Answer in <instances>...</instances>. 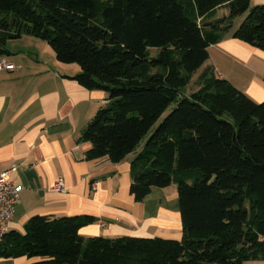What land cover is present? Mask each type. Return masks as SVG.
<instances>
[{
	"label": "trees",
	"instance_id": "1",
	"mask_svg": "<svg viewBox=\"0 0 264 264\" xmlns=\"http://www.w3.org/2000/svg\"><path fill=\"white\" fill-rule=\"evenodd\" d=\"M220 7L227 14L216 18ZM241 16L232 38L264 51V4L250 0H0V56L8 53L9 39L28 36L45 41L57 62L77 64L80 72L70 79L108 95L82 132L81 141L91 144L86 159L116 164L144 141L131 162L130 194L139 202L151 188L175 181L182 224L180 240L82 239L78 232L92 217L35 216L23 234L7 233L0 259L264 260V100L256 103L210 70L197 91L183 96L209 47ZM151 49L159 53L151 57Z\"/></svg>",
	"mask_w": 264,
	"mask_h": 264
},
{
	"label": "crops",
	"instance_id": "2",
	"mask_svg": "<svg viewBox=\"0 0 264 264\" xmlns=\"http://www.w3.org/2000/svg\"><path fill=\"white\" fill-rule=\"evenodd\" d=\"M260 4L264 0H250L251 6ZM226 14L223 7L215 13L216 18ZM243 18H236L220 41L209 47L208 60L191 77L195 91L201 86L203 72L210 70L253 101L264 100V51L232 38ZM25 41L10 50L6 42L8 53L0 56L14 67L12 71L0 70V173L15 167L10 180L22 187L8 232L23 234L25 224L35 216H89L93 221L78 232L82 239L180 240L175 181L166 188H151L139 202L134 200L129 191L131 162L143 142L116 164L105 158L87 160L91 144L81 141V135L95 113L107 104L106 94L87 90L70 79L80 72L79 66H58L51 57L48 64L46 57L36 56L31 40ZM58 180L63 184L61 192L52 190ZM33 261L20 256L0 259V264Z\"/></svg>",
	"mask_w": 264,
	"mask_h": 264
},
{
	"label": "built area",
	"instance_id": "3",
	"mask_svg": "<svg viewBox=\"0 0 264 264\" xmlns=\"http://www.w3.org/2000/svg\"><path fill=\"white\" fill-rule=\"evenodd\" d=\"M0 70L12 71L14 67L4 59H1ZM14 170L15 167L0 173V242L9 231V223L12 221L14 209L22 191L21 186L13 184L10 180V172ZM52 190L55 192L63 191L62 181L58 180L55 182Z\"/></svg>",
	"mask_w": 264,
	"mask_h": 264
},
{
	"label": "rangeland",
	"instance_id": "4",
	"mask_svg": "<svg viewBox=\"0 0 264 264\" xmlns=\"http://www.w3.org/2000/svg\"><path fill=\"white\" fill-rule=\"evenodd\" d=\"M240 24V23H239ZM238 24V25H239ZM238 27V26H237ZM25 40H31L30 42V44L32 45V46H36V56L37 57H39V54H41L42 55V57H46V62L48 63V64H50L51 63V59H50V57L51 58H55V59H53V61L52 62H57V60H56V57H55V55H54V52H53V50L51 49V47L45 42V41H43V40H41V39H38V38H34V39H24V38H18V39H9L8 41H7V43H8V45L9 46H7V48L9 49V48H17V47H19V45H20V43H25L26 41ZM19 44V45H18ZM10 50V49H9ZM157 53H159V50H157V49H151L150 50V56L151 57H154V56H156V54ZM43 59V58H42ZM56 60V61H55ZM58 66H76L77 64H61V63H56ZM78 66V65H77ZM193 78H195V76L193 77ZM195 79H191L190 81H189V84L187 85V87L184 89V94L185 95H189V93H192L193 91H195V89H194V86H193V81H194ZM234 83H237V82H234ZM236 85H239V84H236ZM240 86V85H239ZM242 92V91H241ZM242 93H244V92H242ZM245 94V93H244ZM246 95V94H245ZM107 97H108V95H107ZM257 103V102H256ZM174 106L172 105L170 108H168V110L163 114V116L161 117V119H160V121L170 112V110L173 108ZM225 120H229L230 121V119L225 115L224 117H223ZM159 121V122H160ZM159 122L155 125V127L154 128H156L157 127V125L159 124ZM153 128V129H154ZM152 129V130H153ZM142 142H144V141H142ZM142 142L139 144V145H141L142 144ZM243 264H264V260L263 259H259V260H249V261H245Z\"/></svg>",
	"mask_w": 264,
	"mask_h": 264
}]
</instances>
